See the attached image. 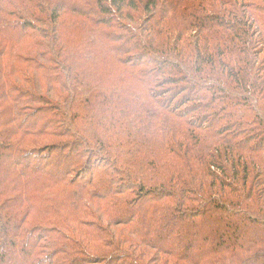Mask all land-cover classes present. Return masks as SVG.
<instances>
[{
    "label": "trees",
    "instance_id": "16d2710c",
    "mask_svg": "<svg viewBox=\"0 0 264 264\" xmlns=\"http://www.w3.org/2000/svg\"><path fill=\"white\" fill-rule=\"evenodd\" d=\"M82 1L0 0V264H264V0ZM103 161L128 210L86 189Z\"/></svg>",
    "mask_w": 264,
    "mask_h": 264
},
{
    "label": "rangeland",
    "instance_id": "374dc122",
    "mask_svg": "<svg viewBox=\"0 0 264 264\" xmlns=\"http://www.w3.org/2000/svg\"><path fill=\"white\" fill-rule=\"evenodd\" d=\"M52 1H54V2H58L59 0H52ZM89 1L90 0H84V1H82V2H80V5H82V6H84V7H90L89 5H87L88 3H89ZM74 3H77V2H74ZM80 11H85V15H87V16H89V18L92 20V18H91V16H92V14H91V11H89L88 9H82V10H80ZM32 12H34V14H35V17L38 19L40 16H41V12H37L36 10L35 11H32ZM94 13H99L98 11H96V12H94ZM42 15L43 16H45L46 15V13L45 12H43L42 13ZM96 17V16H95ZM75 19L70 15V14H66V15H64L63 17H62V21H61V25L62 26H67V25H70V24H72L71 22H73ZM37 21L38 20H35V21H33V22H36L37 23ZM78 21H81V18H79L78 17ZM37 25H39V24H37ZM117 33L118 34H120V33H122L121 32V30L119 29V30H117ZM123 34V33H122ZM25 40V39H24ZM22 44H23V46L25 47L26 45H29L28 46V48H30V50H26L25 52H22V50L21 51H19L20 53H22L23 55H25V56H27V57H35V58H37L41 53H44V52H49V49H48V43H46L45 44V46H44V48H43V50L44 51H42V52H39L38 51V49H35V47H34V44H26L25 42H22ZM119 47H120V45H119ZM149 54V53H148ZM121 57H123V56H121ZM139 60L140 61H135V64L133 65V70H137L138 72H144V74L146 75V77L147 78H149V76H151L152 75V73H155V71L157 70V67H156V63L155 62H153L154 60H152L151 58H148V56L146 55V52H142L141 54H139ZM45 63H47V62H45ZM48 64V63H47ZM155 78H156V76H155V74L153 75V77L152 78H150L151 80H155ZM149 79V80H150ZM46 81H41V85H40V87L38 88L37 87V91L38 92H40V93H42L41 91V87L43 86V83H45ZM149 82V81H148ZM126 83V85H129V87L128 88H130V85H131V81H130V79H128V81H126L125 82ZM147 86H148V84H145L144 85V87L143 88H141V89H139L140 90V92H142L143 93V95H144V93H145V90H146V88H147ZM132 87V86H131ZM153 89H155L156 87L155 86H153L152 87ZM42 89H45V87L43 88L42 87ZM173 89V88H172ZM163 91H165V89H162ZM178 92V91H177ZM139 95V94H138ZM133 96V95H132ZM131 96V97H132ZM130 97V95H128L126 98H129ZM168 97H169V95H168ZM167 97H165V99H166ZM162 100H163V95H162ZM165 103H168V101L166 100V102ZM124 107H126V106H124ZM169 107V106H168ZM174 108V107H173ZM169 109H170V107H169ZM177 115H178V113H175L174 114V116L175 117H177ZM188 120V119H187ZM187 120H185V121H187ZM182 123H184V121L182 120L181 121ZM40 141H42V140H40ZM46 140H44V141H42V142H40V143H48V142H45ZM70 143V142H69ZM69 146V148L68 149H65V153H63V155H61V157H62V160L60 161H58L57 162V160H56V157L55 156H51L50 158H47V161L45 160V163H47V164H50L51 166H53V167H55V168H58V169H64V168H66L67 166H68V163L69 162H67L66 161V158L69 156V155H71V152H72V150H70V149H72V145L70 144V145H68ZM70 150V151H69ZM51 151V149H43L42 150V152H46L47 154L49 153ZM67 151H69L68 152V154H67ZM86 155H88V153L87 154H82V158L83 159H85L84 161H87V157H85ZM88 156H90V155H88ZM85 157V158H84ZM96 158H98L99 159V161H101V160H103V158L101 157V156H99V157H97L96 156ZM90 159H91V157H90ZM37 163H39V164H41L42 162H40V161H36V164ZM82 163H84L83 161H82ZM99 165V166H98ZM97 166L99 167H97V166H95V167H91L85 174V178L86 177H93V176H95V177H97V176H99V175H103V174H105L106 175V173H103V171H104V169H106V170H108V168H109V163L106 161H103L102 162V164L100 165V164H98ZM98 169H97V168ZM94 168V169H93ZM92 169V170H91ZM109 170L112 172V175L110 174V177H107V181L105 182V183H102V184H97L96 182H93V183H88V186H87V190H89L90 191V193H92V195L93 196H97V199H96V201L95 202H98V201H100V200H102V199H104V197H105V201H100V203H102V202H104V203H107V204H109V205H112V204H115V203H117V204H119L120 203V201L122 200V199H124V198H121L120 196H116V195H114L116 192V190L118 189V190H120V192H126V193H124V195H129V196H132L133 194H131V191H128L127 190V188H131L130 186L131 185H127V184H125V183H121L120 182V180H119V178L117 177V176H115L114 175V172H113V169H110L109 168ZM113 180L114 181V183L112 184L111 182H110V180ZM89 182V181H88ZM111 184V185H115L114 187H113V189H110V186L108 185V184ZM98 185H100V187L98 186ZM108 186V188L110 189H108L107 188V190H102L103 188H106ZM117 188V189H116ZM114 189H116V190H114ZM122 189V190H121ZM86 190V191H87ZM110 193V194H109ZM136 194V193H135ZM137 195V194H136ZM135 198H137V197H135ZM93 199L94 198H92V200L91 201H93ZM138 199V198H137ZM152 200H154V197L152 198H150V199H148V200H146V201H142V202H140L138 205H136V206H138V210L143 214V216L145 217V218H151V213H150V209H151V206H152V204L151 203H153V202H151ZM136 202H137V200H135ZM123 200H122V204L121 205H118V209L120 208V209H129V207L128 208H126L125 207V205L123 204ZM135 202V203H136ZM120 206H122V208L120 207ZM93 210H94V213L95 214H93V217L91 218V217H85V218H83L84 219V221H87V222H94V224L95 223H97V222H95L96 220H100V223L101 224H99V223H97V225L99 226L100 225V227H101V229H103L104 231L103 232H105V235H103V237H104V239L101 241V243H100V245L99 246H92V249L93 248H96V249H100L101 251H104V252H107V253H112V251H113V248H111L110 246H109V242H111V241H113L114 242V240H116V238H117V236L115 235L116 233H119V234H122V235H125V236H128L129 234H128V232L126 231V230H124L122 227H120V226H115V227H113V225L115 224V223H117V221H114V213L113 212H110L109 213V210H108V214H109V216L111 217V220H110V218H108L107 216H108V214H104L103 212H101V211H96V209H94L93 208ZM130 210H132V208H130ZM132 212H133V210H132ZM173 228V226H169L166 230H165V232H167L169 229H172ZM114 235H115V237H114ZM129 238H130V236H129ZM131 239H133L132 237H131ZM180 244H183V243H185V240L184 239H182V238H180L179 239V241H178ZM195 243L196 242H194V241H192L191 242V244L192 245H195ZM148 249V248H147ZM146 251H148V250H146ZM150 251H152L150 254H153V253H155V251H153V250H149V252ZM90 255V254H89ZM117 258L118 257H115V258H109V259H107V260H105L107 263L108 262H110V261H115V260H117ZM165 259H167V257L165 258ZM172 262H173V260L172 259H170ZM144 262V261H143ZM148 264H150L149 262H148V260L146 261ZM146 262H144V263H146ZM119 263H121V264H127V261L126 260H119ZM106 264V263H105Z\"/></svg>",
    "mask_w": 264,
    "mask_h": 264
}]
</instances>
